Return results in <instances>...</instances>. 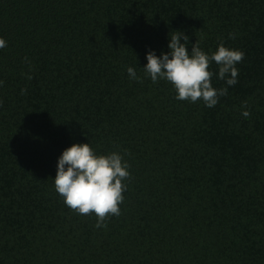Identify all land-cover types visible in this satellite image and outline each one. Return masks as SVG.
I'll return each mask as SVG.
<instances>
[{"label":"trees","instance_id":"trees-1","mask_svg":"<svg viewBox=\"0 0 264 264\" xmlns=\"http://www.w3.org/2000/svg\"><path fill=\"white\" fill-rule=\"evenodd\" d=\"M177 31L245 53L213 108L143 70ZM0 38V264H264V0H0ZM77 143L129 165L106 227L55 190Z\"/></svg>","mask_w":264,"mask_h":264},{"label":"clouds","instance_id":"clouds-1","mask_svg":"<svg viewBox=\"0 0 264 264\" xmlns=\"http://www.w3.org/2000/svg\"><path fill=\"white\" fill-rule=\"evenodd\" d=\"M230 38L234 39L235 35L230 34ZM188 40L182 32H174L168 44L170 51L160 57L150 51L143 70L153 83L159 80L169 82L177 93L176 99L191 103L202 101L208 108H213L220 97L227 95L228 88L216 89L212 86V63L218 66L217 78L229 87L235 86L239 75L236 65L244 60L245 53L229 49L221 43L214 53L207 54L201 49L199 41L192 45L189 52ZM5 47L7 42L0 38V49ZM127 72L131 79H140L134 68L129 67ZM2 84L0 81V86ZM243 107L247 108L246 102ZM242 115L248 118L250 112L243 111ZM128 169L129 165L118 152L98 155L89 143L73 144L63 151L58 160L55 190L70 210L83 216L94 214L96 227H106L105 221L121 215L120 205L127 189L124 181L130 178Z\"/></svg>","mask_w":264,"mask_h":264}]
</instances>
